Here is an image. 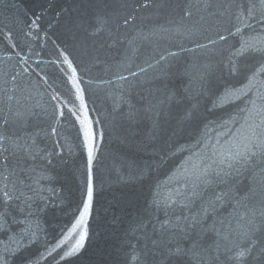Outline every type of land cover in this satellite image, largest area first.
Instances as JSON below:
<instances>
[{
  "label": "water",
  "instance_id": "1",
  "mask_svg": "<svg viewBox=\"0 0 264 264\" xmlns=\"http://www.w3.org/2000/svg\"><path fill=\"white\" fill-rule=\"evenodd\" d=\"M0 264H264V0H0Z\"/></svg>",
  "mask_w": 264,
  "mask_h": 264
},
{
  "label": "snow or ice",
  "instance_id": "2",
  "mask_svg": "<svg viewBox=\"0 0 264 264\" xmlns=\"http://www.w3.org/2000/svg\"><path fill=\"white\" fill-rule=\"evenodd\" d=\"M221 39H223V37H221ZM249 151H251L250 148H249ZM90 155H91V153H90ZM252 155H255V153L253 152ZM5 179H7V177H5ZM92 191H93V189H92V185H91V182H90L89 185H88V198H89V200H91V197H92ZM5 196H8V193H7V192H5ZM4 202L7 203V200H5ZM88 208H89V204L86 202V203L84 204V209H83V212H82V214H81V221H83L84 216L87 215V213H88ZM83 239H84V234L82 233V234H81V237H80V240L83 241ZM80 246H82V244H81Z\"/></svg>",
  "mask_w": 264,
  "mask_h": 264
}]
</instances>
